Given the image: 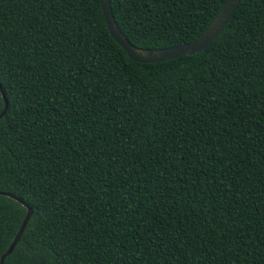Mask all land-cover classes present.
Returning <instances> with one entry per match:
<instances>
[{
    "label": "trees",
    "instance_id": "obj_1",
    "mask_svg": "<svg viewBox=\"0 0 264 264\" xmlns=\"http://www.w3.org/2000/svg\"><path fill=\"white\" fill-rule=\"evenodd\" d=\"M0 87L3 264H264V0H0Z\"/></svg>",
    "mask_w": 264,
    "mask_h": 264
},
{
    "label": "water",
    "instance_id": "obj_2",
    "mask_svg": "<svg viewBox=\"0 0 264 264\" xmlns=\"http://www.w3.org/2000/svg\"><path fill=\"white\" fill-rule=\"evenodd\" d=\"M98 1H99L101 15L103 17L104 23L106 25L109 34L114 39V41L122 48V50L125 52V54L128 56L129 59L139 63H154V62L164 61L181 55L193 54L195 52L202 50L210 41H212L221 32V30L223 29L224 25L230 18L232 12L234 11L236 5L239 2V0H223L217 13L214 15V17L208 23V25L195 39L189 42H184L178 45H173L164 48L142 49V48H137L132 44H130L128 40L118 30L111 14L109 0H98ZM0 96L3 102V106L0 110V118H1L6 108V102L1 87H0ZM0 194L10 197L11 199L18 202L20 205L25 207V213L17 231L13 235L6 249L0 254V264H3L4 258L9 253H11V251L18 242L24 230V227L31 216V208L28 207L18 197L10 193L0 191Z\"/></svg>",
    "mask_w": 264,
    "mask_h": 264
}]
</instances>
